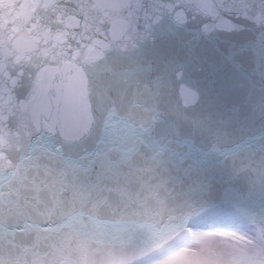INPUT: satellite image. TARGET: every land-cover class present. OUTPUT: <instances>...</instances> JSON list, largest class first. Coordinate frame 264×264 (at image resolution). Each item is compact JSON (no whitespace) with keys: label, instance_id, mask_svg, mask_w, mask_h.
<instances>
[{"label":"snow or ice","instance_id":"1","mask_svg":"<svg viewBox=\"0 0 264 264\" xmlns=\"http://www.w3.org/2000/svg\"><path fill=\"white\" fill-rule=\"evenodd\" d=\"M0 264H264V0H0Z\"/></svg>","mask_w":264,"mask_h":264},{"label":"water","instance_id":"2","mask_svg":"<svg viewBox=\"0 0 264 264\" xmlns=\"http://www.w3.org/2000/svg\"><path fill=\"white\" fill-rule=\"evenodd\" d=\"M184 87L183 85H175L174 86V103L182 104L183 103V95L181 93V88Z\"/></svg>","mask_w":264,"mask_h":264}]
</instances>
